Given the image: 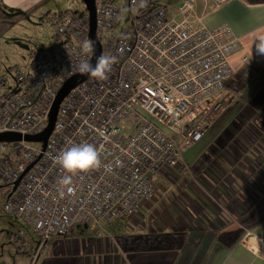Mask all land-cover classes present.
Instances as JSON below:
<instances>
[{"label":"built area","instance_id":"obj_1","mask_svg":"<svg viewBox=\"0 0 264 264\" xmlns=\"http://www.w3.org/2000/svg\"><path fill=\"white\" fill-rule=\"evenodd\" d=\"M190 5L182 2L177 13L185 16L176 19L153 0L146 6L126 0L129 26L115 35L118 7L93 0L100 55H114L117 62L107 80L87 75L62 96L42 150L24 139L0 140L5 213L30 225L42 240L64 235L76 223L101 227L138 214L143 200L154 195L149 174L181 160L183 145L205 130L200 119L218 111L219 103L206 108L203 98L235 73L229 56L239 48L237 36L224 23L206 26L197 17L193 24L186 16ZM40 19L52 26L48 43L29 50L24 70L8 68L16 88L0 78V132L41 130L63 81L89 59L82 49L88 39L84 8ZM238 60L248 71L247 54ZM85 142L102 149L101 165L73 175L74 192L61 196L58 180L66 173L54 157Z\"/></svg>","mask_w":264,"mask_h":264},{"label":"crops","instance_id":"obj_2","mask_svg":"<svg viewBox=\"0 0 264 264\" xmlns=\"http://www.w3.org/2000/svg\"><path fill=\"white\" fill-rule=\"evenodd\" d=\"M199 16L227 24L239 45L229 56L238 74L203 98L206 108L219 103L205 131L180 161L149 174L154 195L126 219V233L52 236L37 264H264V56L253 44L264 34V0H224Z\"/></svg>","mask_w":264,"mask_h":264},{"label":"rangeland","instance_id":"obj_3","mask_svg":"<svg viewBox=\"0 0 264 264\" xmlns=\"http://www.w3.org/2000/svg\"><path fill=\"white\" fill-rule=\"evenodd\" d=\"M31 1L34 2H30V7L26 8L23 5L10 6L4 0H0V78L3 80V85L9 86L11 89L16 88L17 83L8 68L17 66L24 70L28 64L29 50L36 44H47L49 41L52 26L47 21H41V15L66 10L80 13L84 8L81 0ZM111 1L119 9L111 33L120 35L121 30L129 26L126 0ZM153 2L160 4L167 14H171L176 19L185 16V14L177 13V7L182 2L191 3L186 16L193 24L197 23L199 15L219 4L214 0H153ZM200 20L202 21V18ZM236 74L238 71L235 69L234 75ZM220 94L221 92L217 93V97ZM209 114L200 119L201 123L206 125L209 122V117H212ZM29 144L39 146V142L32 141ZM4 199L5 196L0 194V264H37L40 251L42 252L46 248L48 251L49 247L53 248V243L48 244L49 238L42 240L36 231L21 219L4 213L2 210ZM127 226L128 220L125 218L114 219L101 227L76 223L64 237H92L93 230L101 235L110 234L113 236L116 233H126ZM67 256L71 258L73 254H67Z\"/></svg>","mask_w":264,"mask_h":264},{"label":"clouds","instance_id":"obj_4","mask_svg":"<svg viewBox=\"0 0 264 264\" xmlns=\"http://www.w3.org/2000/svg\"><path fill=\"white\" fill-rule=\"evenodd\" d=\"M147 5V0H143V6ZM257 55L264 56V34H259L253 41ZM252 44V45H253ZM82 49L85 53H94L95 42L91 39H85L82 42ZM117 62V57L111 54H102L96 58L93 65L89 60H81L75 71L80 74H87L100 81L108 79L113 65ZM102 149L91 143L72 144L62 149L55 157V162L66 173L58 180L60 185V195L65 191L68 194L74 192L73 175L87 172L101 165ZM259 243V238L257 237Z\"/></svg>","mask_w":264,"mask_h":264},{"label":"water","instance_id":"obj_5","mask_svg":"<svg viewBox=\"0 0 264 264\" xmlns=\"http://www.w3.org/2000/svg\"><path fill=\"white\" fill-rule=\"evenodd\" d=\"M84 4V9L87 11L88 14V31L87 37L95 42V49L94 53H90L89 61L94 65L96 63V58L100 56L101 47L98 38L95 35V26H94V7H93V0H81ZM87 74H80L75 73L72 74L69 78L63 81V84L57 94L55 95L50 108L47 113L45 125L42 127L41 130L35 133L23 134L21 135L18 132H10V131H1L0 132V140H20L24 139L26 141H34L40 143V149L42 150L45 146V142L47 139L48 134L50 133L53 125V121L55 118V113L57 109V105L59 100L62 96L68 91L70 87L75 85L77 82L83 80ZM39 155V153H38ZM29 166V165H28ZM22 173L18 175L16 180L13 182V187L15 186L16 182L18 181L19 177Z\"/></svg>","mask_w":264,"mask_h":264}]
</instances>
